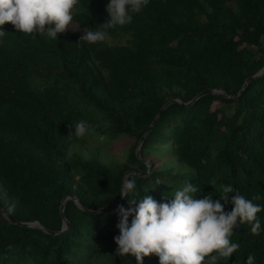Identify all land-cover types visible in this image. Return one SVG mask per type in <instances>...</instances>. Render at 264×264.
I'll list each match as a JSON object with an SVG mask.
<instances>
[{
	"label": "trees",
	"instance_id": "16d2710c",
	"mask_svg": "<svg viewBox=\"0 0 264 264\" xmlns=\"http://www.w3.org/2000/svg\"><path fill=\"white\" fill-rule=\"evenodd\" d=\"M107 2L78 0L73 21L81 31L100 28ZM0 28V264H136L115 252L117 205L102 210L121 198L127 173L137 197L157 202L187 181L197 198L213 200L231 184L262 206L261 232L234 227L230 241L240 247L218 264H244L249 253L264 264V75L237 96L264 68V0H149L130 23L105 30V38L128 37L125 45L79 41V31L52 40L9 22ZM206 90L230 98L209 94L187 105ZM171 100L182 104L161 111ZM80 120L89 130L77 137L70 130ZM93 135L130 139L125 161L104 163L99 148L88 157L75 150ZM71 197L88 211L68 200L61 234L13 223L59 233L60 207ZM118 205L129 207L126 198Z\"/></svg>",
	"mask_w": 264,
	"mask_h": 264
},
{
	"label": "clouds",
	"instance_id": "9594fccd",
	"mask_svg": "<svg viewBox=\"0 0 264 264\" xmlns=\"http://www.w3.org/2000/svg\"><path fill=\"white\" fill-rule=\"evenodd\" d=\"M77 2L0 0V26L9 22L19 33H38L57 40L58 35L70 26L73 20L71 10ZM148 3L149 0H108L105 5L108 19L98 29L88 27L89 30H83L79 41L103 42L107 28L130 23L133 14ZM4 33L0 28V37ZM88 130L87 122L80 120L70 131L82 137ZM196 192L195 184L187 181L172 191L170 199L165 197L157 202L149 195L137 197L135 175L129 173L119 190L129 207L117 205L115 209L119 231L113 238L117 245L116 255L134 256L136 264H142V258L149 254H155L159 264H218L220 258L228 260L240 247L230 241L234 227L247 223L252 234L261 232V222L256 214L262 206L246 199L231 184L222 185L224 195H220V200H213L211 195L197 198ZM229 193L233 194L228 196ZM221 200L232 205L230 211L224 210ZM244 264H255V257L249 253Z\"/></svg>",
	"mask_w": 264,
	"mask_h": 264
},
{
	"label": "rangeland",
	"instance_id": "374dc122",
	"mask_svg": "<svg viewBox=\"0 0 264 264\" xmlns=\"http://www.w3.org/2000/svg\"><path fill=\"white\" fill-rule=\"evenodd\" d=\"M72 15H74L77 11V6L75 5L73 7ZM82 32L76 23L72 20L70 22V26H68L65 30L66 33H72V32ZM128 37H106L105 41L108 42L110 45H125L128 42ZM41 83L37 80L33 82V88H40ZM222 105L218 102H216L213 106V108H219ZM130 139H127L125 137H121L115 141L105 142L103 137H100L98 135H93L92 137H86L84 140V143L86 144V148L80 147V145H76L75 150L80 151L83 153L85 157H88L96 148L100 149L101 152V160L104 163H111L112 161L116 162H124L126 159V156L123 153V147L130 144ZM170 152V150H168ZM164 154V153H163ZM162 156H159L157 161L160 160ZM149 164V167H151L150 162L147 161Z\"/></svg>",
	"mask_w": 264,
	"mask_h": 264
},
{
	"label": "water",
	"instance_id": "95a60500",
	"mask_svg": "<svg viewBox=\"0 0 264 264\" xmlns=\"http://www.w3.org/2000/svg\"><path fill=\"white\" fill-rule=\"evenodd\" d=\"M264 75V68L261 70V71H259L256 75H254V76H252L251 78H249V79H247L246 80V82L244 83V86H243V88H242V90L239 92V94L237 95V96H240V95H242V93L244 92V90L246 89V87H247V85H248V83L249 82H251L252 80H255L256 78H259V77H261V76H263ZM209 94H213V95H219V94H222V95H224L226 98H230V97H227L224 93H222V92H219V91H215V90H206V91H204V92H202V93H200L196 98H194L191 102H189L187 105H191V104H193V103H195L198 99H200L201 97H203V96H205V95H209ZM173 103H180V104H182V102L180 101V100H171V101H169V102H167L164 106H163V108H162V110L161 111H164V109L166 108V107H168L170 104H173ZM159 116H160V114L156 117V119H155V121L151 124V126L149 127V129L147 130V132L145 133V135L142 137V139H141V141L139 142V144H138V147H137V149H136V154H137V156L139 157L140 156V153H139V151H140V147H141V145H142V143H143V141H144V139H145V137L148 135V133L152 130V127L155 125V123H156V121H157V119L159 118ZM150 170H151V167H149V172H150ZM129 173H127L126 175H125V177L128 175ZM73 200L83 211H88L83 205H82V203L79 201V199L78 198H76V197H71V198H67V199H65L64 201H63V203L61 204V207H60V212H61V216H62V218H63V223H64V227H63V229H62V231L61 232H59V233H54V232H50V231H48V230H46L43 226H41V224L39 223V222H35V223H18V222H13L14 224H17V225H20V226H22V227H25V228H37V229H40V230H42V231H44V232H46V233H49V234H61V233H63L64 231H66L68 228H69V223H68V221H67V219L65 218V216H64V210H65V204H66V202L68 201V200ZM123 197H121L120 199H118L116 202H114V203H112L110 206H107V207H105V208H103L102 210H107L109 207H111V206H115V205H118V204H120L122 201H123ZM102 210H99V211H97L96 213H99L100 211H102ZM4 216L9 220V217H8V215L6 214V213H4Z\"/></svg>",
	"mask_w": 264,
	"mask_h": 264
}]
</instances>
